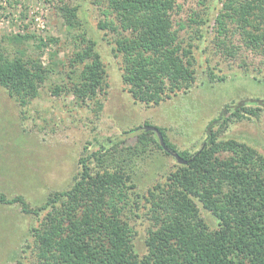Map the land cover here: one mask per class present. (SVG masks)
<instances>
[{"label": "trees", "instance_id": "obj_1", "mask_svg": "<svg viewBox=\"0 0 264 264\" xmlns=\"http://www.w3.org/2000/svg\"><path fill=\"white\" fill-rule=\"evenodd\" d=\"M104 1L116 18V30H122L114 50L123 57V81L133 97L160 105L188 90L196 80L192 51L179 41L172 17L181 0ZM60 10L67 24L74 27L78 9L64 4ZM215 22L218 41L236 24L246 47L264 55V0H225ZM108 26L100 24L101 29ZM37 37L13 36L9 41L21 44L35 39L41 50L46 43ZM79 39L81 47L69 60L74 81L70 87L58 85L54 92H68L81 104L90 100L101 110L98 97L105 80L104 65L95 42L85 35ZM49 41L56 44L60 40L49 37ZM218 46L235 57L236 51L230 52L226 40ZM57 54L44 66L39 59L25 60L22 52L14 58L0 52V87L21 106L26 105L39 95L54 68L64 65L54 60ZM256 102L255 106L249 102L227 106L223 115L228 117L223 123L264 111V101ZM220 119L208 125L205 141L193 154L178 151L165 130L157 127L166 146L188 163L176 160L178 167L166 184L149 191L154 227L144 242V254L136 249V233L126 217L129 208L134 212L130 200H141L132 176L123 168L93 169L94 161L103 165L104 147L90 154L85 147L73 186L52 194L42 206L30 208L23 197L8 199L2 193L0 202L21 205L27 214L45 212L41 225L31 232L37 264H264V155L236 139L219 140L215 125ZM155 134L144 128L140 139L158 144L170 155L159 137L158 141L153 138ZM224 153L228 155L222 156ZM197 201L216 217V229L201 216Z\"/></svg>", "mask_w": 264, "mask_h": 264}, {"label": "rangeland", "instance_id": "obj_2", "mask_svg": "<svg viewBox=\"0 0 264 264\" xmlns=\"http://www.w3.org/2000/svg\"><path fill=\"white\" fill-rule=\"evenodd\" d=\"M224 1H179L172 12L174 29L179 30L182 46L192 51L196 80L160 105H148L136 100L123 81V57L114 50L122 30H116V18L104 0H0V52L11 58L22 52L25 60L39 59L44 66L57 52L54 60L64 64L54 68L39 95L24 106L0 87V193L8 199L23 197L30 208L40 207L52 194L73 186L85 147L88 154L104 147L103 165L94 161L93 169L123 168L132 176L141 200H130L134 212L129 208L126 217L136 233V249L144 254V242L154 227L149 191L166 184L178 162L158 144L140 139L142 129L162 128L178 151L193 154L205 141L208 125L222 118L215 125L219 140L236 139L264 155V111L223 123L227 106L242 102L255 106L254 100L264 101V55L246 47L236 24L230 25L227 36L219 37L226 40L230 52L234 48L235 57L218 46L215 20ZM64 4L78 9L74 27L60 10ZM101 23L109 24L108 28L101 29ZM27 35L43 38L46 46L38 49L40 41L35 39L21 44L9 41ZM82 35L95 42L104 65L105 80L98 97L101 110L90 100L81 104L68 92H54L58 85L70 87L74 81L69 60L81 47ZM49 37L60 41L55 44ZM137 128L142 129L126 134ZM197 203L201 216L216 229V217ZM44 215L27 214L21 205L0 202V264H37L31 232Z\"/></svg>", "mask_w": 264, "mask_h": 264}, {"label": "water", "instance_id": "obj_3", "mask_svg": "<svg viewBox=\"0 0 264 264\" xmlns=\"http://www.w3.org/2000/svg\"><path fill=\"white\" fill-rule=\"evenodd\" d=\"M146 130L155 132L158 135V137H159V141H160L161 146L163 147V149L165 151H167L172 157H174L180 164L186 165L188 163L186 160L181 158V156L178 153H175V152L171 151L166 146L164 137H163L162 133L160 132V130L157 127L149 126V127H146Z\"/></svg>", "mask_w": 264, "mask_h": 264}]
</instances>
